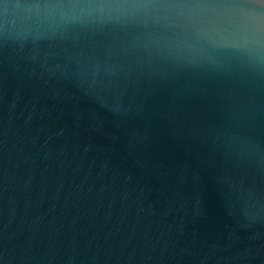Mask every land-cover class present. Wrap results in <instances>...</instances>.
I'll return each instance as SVG.
<instances>
[{
	"label": "water",
	"instance_id": "95a60500",
	"mask_svg": "<svg viewBox=\"0 0 264 264\" xmlns=\"http://www.w3.org/2000/svg\"><path fill=\"white\" fill-rule=\"evenodd\" d=\"M0 264H264V0H0Z\"/></svg>",
	"mask_w": 264,
	"mask_h": 264
}]
</instances>
